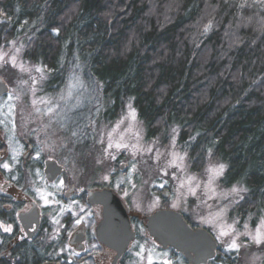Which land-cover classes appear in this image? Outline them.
<instances>
[{"label": "trees", "instance_id": "trees-1", "mask_svg": "<svg viewBox=\"0 0 264 264\" xmlns=\"http://www.w3.org/2000/svg\"><path fill=\"white\" fill-rule=\"evenodd\" d=\"M22 36L48 92L73 74L95 90L69 140L78 138L69 148L82 162L132 104L148 139L168 143L176 131L192 173L226 165L219 185L247 189L229 216L255 225L264 213V0H0V49ZM14 74L0 68L9 84Z\"/></svg>", "mask_w": 264, "mask_h": 264}, {"label": "rangeland", "instance_id": "rangeland-1", "mask_svg": "<svg viewBox=\"0 0 264 264\" xmlns=\"http://www.w3.org/2000/svg\"><path fill=\"white\" fill-rule=\"evenodd\" d=\"M25 40V37H19L11 42L10 47L0 49V56L3 57L0 59V68L10 67L15 71L10 90L3 101L10 102L17 108L18 114L15 119L21 127H30L41 133L44 137L45 149L50 151L46 153L57 157L67 174L78 171L71 168V163L76 164L78 159L79 164L88 166L86 172L80 170L85 181L108 185L111 182V174L116 169L117 176L113 188L117 192L121 191L122 197L130 203L132 210L149 214L161 206L163 199H167L170 208L190 216L195 225L208 228L226 253H232L235 258L250 264H264V243L256 244L252 242L251 236L245 235V232L254 235L257 229L264 231L262 228L264 213L257 217L254 226L251 225V220L255 216L242 225L238 223L239 219H231L229 216L230 210L240 201L244 193L240 191L237 194L232 189L244 188L241 186L222 188L219 180L226 167L220 175L209 171L217 164H209L202 173H192L186 154L177 147L176 131L170 136L168 143L167 141L164 143L161 136L148 139L147 130L140 122L132 104L127 106L125 114L112 125L104 126L102 137L98 141L102 146L98 148L101 152H92L94 156L89 160V164L82 162L83 157L82 159L79 157L83 152L74 157L71 153L67 156L56 153V148L59 151L64 145L70 146V142L78 145L76 136V139L72 138L69 142L71 137L81 131V124L74 119L80 114L79 109L94 102L95 90L73 74L59 91L48 92L45 88L48 75L44 68L41 65L29 64L23 57ZM13 57L16 59L15 66L11 62ZM37 69L41 71L38 72ZM49 107L54 111L49 112ZM132 110L135 111V119L132 118ZM83 113L78 119H86V111L84 110ZM109 144L112 146L109 147ZM117 144L126 147L117 148ZM67 150L72 152L70 148ZM13 157L10 167L18 163V152H13ZM119 161L122 162L121 168L118 165ZM29 180L36 182L37 185L44 182L43 176L38 171L31 173ZM158 189L168 190V197L163 198L162 194L157 193ZM193 191L195 195L192 194ZM48 199L50 201L48 204H45L42 198L39 202V205L46 210V216H60L63 212L61 203L54 198L48 197ZM229 226L234 230L232 235L220 236V233ZM233 237L240 245L238 250L228 248ZM141 242V239L136 242L139 249L133 251L134 255L131 257L134 261L145 260L148 264H152L167 260L168 252L154 247L149 240L142 246H140Z\"/></svg>", "mask_w": 264, "mask_h": 264}, {"label": "flooded vegetation", "instance_id": "flooded-vegetation-1", "mask_svg": "<svg viewBox=\"0 0 264 264\" xmlns=\"http://www.w3.org/2000/svg\"><path fill=\"white\" fill-rule=\"evenodd\" d=\"M4 81L10 90V84ZM7 94L0 96V264H148L145 260L136 262L131 257L134 255L133 251L139 249L136 244L138 239L142 240L140 246L149 240L154 247L168 252L169 256L165 261H171V264H193L183 251L173 246L164 247L147 228L149 217L156 211L172 209L167 199L162 200L157 210L143 214L140 210H132L130 203L122 197L121 191L114 190L116 169L111 174V182L108 185L85 181L80 170L86 172L88 166L79 164L78 159L76 164L71 163V168L78 171L67 174L58 158L46 153L50 151L45 149L41 133L30 127H21L16 121L17 108L10 102L3 101ZM83 111L84 107L79 109V116ZM68 148L69 145H64L59 151L56 148L55 152L62 156L71 153L73 157L80 154L68 152ZM13 152H18V163L12 165L10 169L3 168L4 163L10 165L13 161ZM48 160H55L62 167L61 174L53 181H49L45 174ZM116 164L117 162L114 163ZM121 164L119 161V167ZM36 171L44 178V182L38 185L29 180V175ZM104 188L112 189L120 197L135 232V238L119 258L118 251L103 243L99 236L98 228L103 220V205L88 202L90 191ZM165 191L168 190L158 189L157 193L167 198L168 196H164ZM41 195L54 198L61 203L62 214L56 217L46 216V210L39 205ZM35 205L38 207V219L34 217V220L29 219L23 223L20 215L27 213ZM181 213L193 229L205 228L195 225L191 222L190 216ZM77 219L80 220L79 224L76 223ZM9 226L11 231H5ZM205 229L210 232L208 228ZM224 252L219 244L215 258L209 260L207 264H250L243 260L227 262L224 260ZM165 261L152 264H165Z\"/></svg>", "mask_w": 264, "mask_h": 264}, {"label": "water", "instance_id": "water-1", "mask_svg": "<svg viewBox=\"0 0 264 264\" xmlns=\"http://www.w3.org/2000/svg\"><path fill=\"white\" fill-rule=\"evenodd\" d=\"M8 92L7 83L0 77V96ZM61 171L62 167L55 160L46 162L45 174L49 181L55 180ZM164 196H168V191L164 192ZM88 202L103 205V220L98 228L99 236L103 243L118 251L119 258L135 238L124 203L112 189L108 188L90 191ZM34 217L38 219L36 205L27 213L20 215L23 223L29 219L34 220ZM147 228L164 247L173 246L183 251L193 264H207L216 256L219 244L214 235L205 228L193 229L180 211L172 209L156 211L149 217Z\"/></svg>", "mask_w": 264, "mask_h": 264}, {"label": "snow or ice", "instance_id": "snow-or-ice-1", "mask_svg": "<svg viewBox=\"0 0 264 264\" xmlns=\"http://www.w3.org/2000/svg\"><path fill=\"white\" fill-rule=\"evenodd\" d=\"M241 6L243 7L244 5H241ZM208 27L209 26H206V30H207ZM54 31H56L58 33L59 30L57 29V30H54ZM0 59H3V57L0 56ZM11 62L13 64V66L16 65L15 57H13L11 59ZM37 71L39 72V71H41V69H37ZM48 111L49 112H53L54 110L51 107H49ZM131 115H132V118L135 119V111L134 110H132ZM122 122L123 121H121V123ZM111 146L112 145L109 144V147H111ZM116 147L117 148L126 147V145L117 144ZM148 151H151V149H148ZM37 155H39V153H37ZM114 158L115 157H113V159ZM2 166L5 169H8L10 167V165L8 163H4ZM225 167H226V165H224L223 163H219L216 166H214L213 168L209 169V171L215 173L216 175H220V174L223 173V170H224ZM105 179H107V177H105ZM60 186L61 187L63 186V181L62 180L60 181ZM53 187H57V186L53 185ZM232 191L237 193V194H239L240 191H247V189L233 188ZM192 194L195 195V192L193 191ZM41 198L44 200L45 204L50 203V201L48 199V196L41 195ZM56 222L59 223V221H56ZM76 223L79 224L80 220L77 219ZM245 227H247V226H245ZM262 228H264V222H262ZM5 231H11V227L9 226V227L5 228ZM233 231L234 230H232L231 226H229L227 230H224V231H222L220 233V236H230V235H232ZM245 235L251 236L252 242H254L256 244L264 243V231H262V229H257V231H256V233L254 235L252 233H249V232H245ZM217 238L220 239V237H217ZM239 247H240V245L237 243L236 239L233 237L232 240H231V243L228 245V248L229 249H237L238 250ZM139 254L140 253H137V255H139ZM149 261L151 262V257H149ZM165 264H171V261H165Z\"/></svg>", "mask_w": 264, "mask_h": 264}]
</instances>
